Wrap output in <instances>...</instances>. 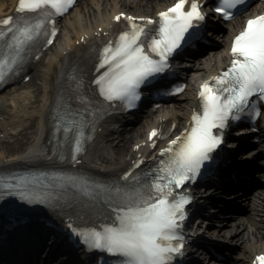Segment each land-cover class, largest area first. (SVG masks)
Listing matches in <instances>:
<instances>
[{
	"label": "snow or ice",
	"instance_id": "snow-or-ice-1",
	"mask_svg": "<svg viewBox=\"0 0 264 264\" xmlns=\"http://www.w3.org/2000/svg\"><path fill=\"white\" fill-rule=\"evenodd\" d=\"M242 2L218 0L216 10L232 19L233 10ZM72 3L73 0H18L16 11H43L47 18L50 14L67 11ZM187 3L188 0H177L159 12L158 19L140 17V23L123 12L115 17L116 20L123 17L129 21L130 27L119 33L114 45L109 42L102 50L99 66L103 70L97 73L92 83L103 99L85 95L82 78L74 75L75 98L86 107L80 111L73 109L72 97L67 101L61 98L57 105V123L66 124V138L71 131L76 132L73 159L75 153L82 150L85 127L92 123L85 113L96 117L106 111L105 103L111 107L117 101L133 106V101L139 99V86L148 77L168 68L170 55L186 41L189 30L206 19L207 13L201 11L199 0H191L188 8L185 7ZM49 7L54 12L45 11ZM42 23L43 19L35 24L19 20L13 22L11 15L0 19V25L8 26L6 30H0V37H4L6 32L13 33L8 47H16L10 62L7 56L0 59V79L4 78L5 66L10 68L16 63L22 46L37 35ZM55 32L53 26L52 34ZM230 51L233 59L227 70L209 77L200 85L199 105L193 110L188 127L161 149L168 159L160 161L155 170L159 175L143 182L129 170L124 172L123 180L103 184L53 172L51 176L55 183H49L41 173L38 177H21L20 183L4 187L24 189L20 192L21 198H25L30 185L41 183L47 188L56 184L61 188L79 187L93 199L96 198L94 194L102 193L111 218L99 227H74L73 231L80 233V239L90 247L119 254L122 257L120 264H170L173 254H183L181 222L187 216L185 206L191 202V196L178 194L175 188L194 179L204 162L212 159L213 150L222 143V130L228 127L229 118L239 120L246 110H251L252 115L260 114L257 102L251 98L256 95L264 99V14L247 19L244 27L233 37ZM214 129L221 131L217 134ZM157 131L152 129L150 136H155ZM140 162H135L133 167ZM129 179L131 184L126 182ZM253 264H264V252L255 257Z\"/></svg>",
	"mask_w": 264,
	"mask_h": 264
},
{
	"label": "bare ground",
	"instance_id": "bare-ground-1",
	"mask_svg": "<svg viewBox=\"0 0 264 264\" xmlns=\"http://www.w3.org/2000/svg\"><path fill=\"white\" fill-rule=\"evenodd\" d=\"M174 0H81L62 19L57 41L49 47L42 68L36 75L35 87L26 84L9 86L7 91L0 90V138L12 131L27 129L30 132L29 144L20 152L10 154L8 149L0 148V169L27 166L68 165L71 158L73 136L67 135L53 140L52 111L58 97L59 81H67L62 64L69 58L85 52L92 41L98 37L99 28L110 30L116 26L113 17L121 11H130L138 15H153ZM15 0H0V15L14 6ZM264 9V2L253 6L246 15L255 14ZM240 24V19L229 23L224 34L217 36L220 45L208 52L195 63L188 76L189 87L170 104L151 111L130 130L118 134L110 116L101 117L85 152L81 155L79 166L103 176L114 177L129 166L137 153L142 152L153 157L157 149L147 150L142 145L143 138L153 126L167 127L178 123V130L184 127L190 117L192 106L196 103L193 83L224 67L228 59V42ZM35 64L30 65L32 68ZM5 136V137H6ZM5 139V138H4ZM1 141L3 139H0ZM118 141L120 146H115ZM134 145L140 146L133 149ZM264 171V159L258 162ZM264 181V180H263ZM258 191V190H257ZM259 193V192H257ZM264 193L251 200L248 214L230 215L232 224L219 230L220 236L235 243L236 252L232 264H246L253 255L264 250ZM222 219V218H221ZM214 234V233H213ZM17 264V263H15Z\"/></svg>",
	"mask_w": 264,
	"mask_h": 264
},
{
	"label": "rangeland",
	"instance_id": "rangeland-1",
	"mask_svg": "<svg viewBox=\"0 0 264 264\" xmlns=\"http://www.w3.org/2000/svg\"><path fill=\"white\" fill-rule=\"evenodd\" d=\"M42 62H40L36 68L33 70L34 74L32 75V80L34 79V77L36 76L37 72L39 71V69L42 67ZM35 85V83H33ZM141 123H138V126ZM30 132H28V130H24L22 131L19 135L16 136H12L9 137L7 139H5V141H0V148H5L8 149V152L10 154L12 153H16V152H20L21 150L24 149V147L29 144V140H30Z\"/></svg>",
	"mask_w": 264,
	"mask_h": 264
}]
</instances>
